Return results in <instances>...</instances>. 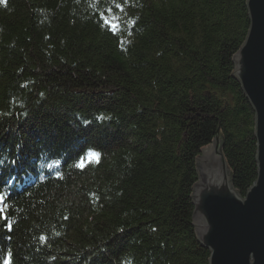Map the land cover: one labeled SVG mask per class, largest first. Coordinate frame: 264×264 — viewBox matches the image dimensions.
I'll return each mask as SVG.
<instances>
[{"label":"trees","instance_id":"trees-1","mask_svg":"<svg viewBox=\"0 0 264 264\" xmlns=\"http://www.w3.org/2000/svg\"><path fill=\"white\" fill-rule=\"evenodd\" d=\"M249 28L247 0H2L0 264H209L197 157L219 133L258 176Z\"/></svg>","mask_w":264,"mask_h":264},{"label":"water","instance_id":"water-1","mask_svg":"<svg viewBox=\"0 0 264 264\" xmlns=\"http://www.w3.org/2000/svg\"><path fill=\"white\" fill-rule=\"evenodd\" d=\"M247 7L250 28L234 76L255 112L258 176L245 195L235 188L219 133L197 157L193 224L209 264H264V0Z\"/></svg>","mask_w":264,"mask_h":264},{"label":"snow or ice","instance_id":"snow-or-ice-1","mask_svg":"<svg viewBox=\"0 0 264 264\" xmlns=\"http://www.w3.org/2000/svg\"><path fill=\"white\" fill-rule=\"evenodd\" d=\"M0 2H2V0H0ZM90 156H92L93 154H89ZM83 164V161H81V165ZM3 200V196L2 195H0V201H2ZM2 209H0V213H2ZM5 264H9V261H5Z\"/></svg>","mask_w":264,"mask_h":264}]
</instances>
